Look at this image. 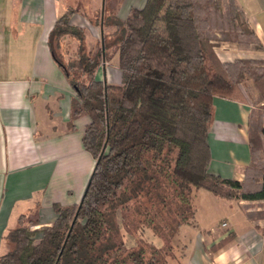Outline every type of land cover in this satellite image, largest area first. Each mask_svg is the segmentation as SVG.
<instances>
[{
    "label": "trees",
    "instance_id": "obj_1",
    "mask_svg": "<svg viewBox=\"0 0 264 264\" xmlns=\"http://www.w3.org/2000/svg\"><path fill=\"white\" fill-rule=\"evenodd\" d=\"M76 13L57 19L49 46L76 94L72 120L90 118L83 145L95 168L78 205L54 204L52 225L33 229L38 215L20 218L0 264H171L176 248H186L178 234L195 223L198 191L264 201V60L222 62L216 53L221 44L263 45L236 0H146L124 21L117 10L103 14L95 54L85 30L71 24ZM66 38L78 43L73 55ZM115 57L121 83L99 80L100 66ZM216 98L252 107L243 182L209 169ZM148 229L162 246L139 237ZM126 234L136 237L133 247Z\"/></svg>",
    "mask_w": 264,
    "mask_h": 264
},
{
    "label": "crops",
    "instance_id": "obj_2",
    "mask_svg": "<svg viewBox=\"0 0 264 264\" xmlns=\"http://www.w3.org/2000/svg\"><path fill=\"white\" fill-rule=\"evenodd\" d=\"M236 2L264 48V0ZM69 11L62 0H0V257L10 250L7 236L22 216L38 215L39 225L32 228L39 229L56 220L54 204L78 205L95 168L83 145L90 118L72 120L76 94L49 46L57 19ZM71 24L88 26L79 13ZM216 53L222 62L264 60V50L230 44ZM96 77L120 84L118 58L102 64ZM214 109L210 172L243 182L252 162V107L216 98ZM226 201L219 217L201 223L197 210L195 223L188 225L193 229H181L189 237L183 239L181 264H264V201Z\"/></svg>",
    "mask_w": 264,
    "mask_h": 264
},
{
    "label": "rangeland",
    "instance_id": "obj_3",
    "mask_svg": "<svg viewBox=\"0 0 264 264\" xmlns=\"http://www.w3.org/2000/svg\"><path fill=\"white\" fill-rule=\"evenodd\" d=\"M115 1L116 0L105 1L104 14L106 15L112 14L115 13L117 10V17L120 21L122 20L124 21L127 18L128 13L132 8L135 7L138 8L144 5L145 2V0H123L118 6V4H116ZM64 3H66L70 7V10H75L82 17H84L86 23L88 24L87 27L83 28L85 30V35H86V45L88 47L89 52L95 54L98 48L102 46L101 20L103 19L102 17L103 0H66V1L62 0V4ZM112 31H113L112 29H109L106 30L105 33H111ZM64 44L68 46L70 55H73L77 51L78 43L75 40L66 38L64 40ZM226 200L227 199H223L218 196H215L212 193L207 192L205 190L198 191L196 193V196L193 198V206L196 207L198 210V214H197L198 221L203 223L204 220L207 222V221H212L216 217H219L220 212L222 211L221 207L228 202ZM187 226L188 225H184L179 230L178 238L182 246L186 245V242L189 237L183 236L184 237L183 238L182 235H184L183 233L185 232H181V229L183 231V227H187ZM191 229L193 228L191 227ZM191 232L192 230L190 231V233ZM139 237L146 241L154 243L155 246L158 247L162 246V240L158 236H156L152 230L149 229L145 230V232H143L141 236L139 235ZM183 239L186 240V242H184ZM125 242L128 248L133 247L136 243V237L134 238L126 234ZM185 249L186 248L182 249V247L176 248L175 252H177V259L173 260L171 264L183 263L182 255L185 252Z\"/></svg>",
    "mask_w": 264,
    "mask_h": 264
},
{
    "label": "water",
    "instance_id": "obj_4",
    "mask_svg": "<svg viewBox=\"0 0 264 264\" xmlns=\"http://www.w3.org/2000/svg\"><path fill=\"white\" fill-rule=\"evenodd\" d=\"M104 3H105V0H103L102 17H103V14H104ZM102 28H103V27H102Z\"/></svg>",
    "mask_w": 264,
    "mask_h": 264
},
{
    "label": "built area",
    "instance_id": "obj_5",
    "mask_svg": "<svg viewBox=\"0 0 264 264\" xmlns=\"http://www.w3.org/2000/svg\"><path fill=\"white\" fill-rule=\"evenodd\" d=\"M222 226H223V227H226V226H227V224H226V223H224Z\"/></svg>",
    "mask_w": 264,
    "mask_h": 264
}]
</instances>
